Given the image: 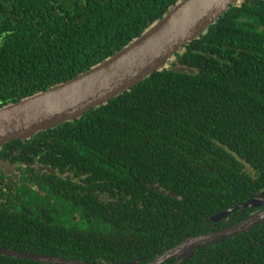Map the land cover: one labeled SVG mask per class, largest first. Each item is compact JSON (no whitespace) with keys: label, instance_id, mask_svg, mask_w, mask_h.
<instances>
[{"label":"trees","instance_id":"trees-1","mask_svg":"<svg viewBox=\"0 0 264 264\" xmlns=\"http://www.w3.org/2000/svg\"><path fill=\"white\" fill-rule=\"evenodd\" d=\"M179 1L0 0V109L113 56ZM169 64L76 120L1 147L11 154L1 159L72 167L89 186L68 196L65 179L44 173L59 208L41 216L21 201L33 198L34 183L25 173L20 184L8 178L0 247L149 264L264 210L211 220L264 192V0L231 5ZM0 264L51 263L0 254ZM182 264H264V221Z\"/></svg>","mask_w":264,"mask_h":264},{"label":"water","instance_id":"water-1","mask_svg":"<svg viewBox=\"0 0 264 264\" xmlns=\"http://www.w3.org/2000/svg\"><path fill=\"white\" fill-rule=\"evenodd\" d=\"M242 0H180L162 19L152 24L140 37L122 50L81 75L47 91L27 97L0 109V146L15 140H29L36 134L82 117L90 110L108 103L151 74L171 68L169 62L184 46L204 34L231 5ZM184 72V67H173ZM264 205V192L211 220L218 222L229 214ZM264 221V210L226 230L190 238L167 250L149 264H175L191 259L198 248L233 238ZM0 254L13 258L51 264H89L39 254H28L0 247ZM134 264V263H118Z\"/></svg>","mask_w":264,"mask_h":264},{"label":"flooded vegetation","instance_id":"flooded-vegetation-1","mask_svg":"<svg viewBox=\"0 0 264 264\" xmlns=\"http://www.w3.org/2000/svg\"><path fill=\"white\" fill-rule=\"evenodd\" d=\"M2 146H0V157L10 154L8 151L5 152L3 150L4 148L1 149ZM24 173L27 176V179H30L34 183V193H32L34 195L33 198L28 197L26 200H21L25 201L23 210L26 213L28 212L25 205L31 206L32 213H39L41 216L44 215V213L52 214L55 209L59 208V203L55 201V197L48 196L47 192L44 190L45 184L42 180L45 177L44 173L53 175L54 178L52 179V182L54 183L60 184L58 179H65L64 183L68 196L71 193H78L82 192L83 190H87V187L89 186L86 183V176H77L76 169L72 167L64 168L61 171L59 169L53 168L50 163H43L38 159L35 161H29L28 163H16L10 162L9 159L0 158V186L3 187L0 188V203H7V199H12V197H8V195L2 196L4 195V192L1 191V189L6 187L8 178H12L15 182L20 184L21 177ZM82 173L83 172H81V174ZM49 179L47 178L46 180L50 183ZM28 185L30 187V183ZM50 186L53 187L54 185L51 184ZM38 197L41 199H38ZM0 213H5L1 206ZM10 214H13V212L11 211ZM73 219L77 220V217H74Z\"/></svg>","mask_w":264,"mask_h":264}]
</instances>
